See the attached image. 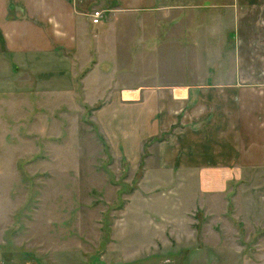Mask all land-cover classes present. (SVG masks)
Returning <instances> with one entry per match:
<instances>
[{"label": "rangeland", "instance_id": "rangeland-1", "mask_svg": "<svg viewBox=\"0 0 264 264\" xmlns=\"http://www.w3.org/2000/svg\"><path fill=\"white\" fill-rule=\"evenodd\" d=\"M70 2L87 19L104 12L91 50L86 39L56 55L0 50V264H190L211 247L244 250L239 206L224 194L210 206L207 191L191 203L196 184L155 181L149 146L134 149L129 124L114 122L121 89L128 102L143 84L201 77L222 34L209 23L163 34L129 12L108 21V1Z\"/></svg>", "mask_w": 264, "mask_h": 264}, {"label": "crops", "instance_id": "crops-1", "mask_svg": "<svg viewBox=\"0 0 264 264\" xmlns=\"http://www.w3.org/2000/svg\"><path fill=\"white\" fill-rule=\"evenodd\" d=\"M103 1L116 6L108 21L129 12L145 24L161 23L163 34H201L203 27L209 30L206 23L222 34L213 56L197 67L201 77L143 84L128 102L121 89L116 102L123 114L114 122L129 124L127 141L134 149L138 142L149 146L151 161L162 166L155 181L196 184L189 190L191 203L207 191L210 206H219L221 194L229 209V199L239 206L248 238L244 250L237 255L238 245H231L225 258L226 249L211 247L205 260L189 253L190 264H264V0H98ZM84 16L70 0H0V32L14 55H56L59 46L81 50L84 39L91 50L88 41L98 38L101 23ZM195 23L201 25L197 30ZM228 32L232 46L225 43ZM177 211L172 215L179 222Z\"/></svg>", "mask_w": 264, "mask_h": 264}, {"label": "built area", "instance_id": "built-area-1", "mask_svg": "<svg viewBox=\"0 0 264 264\" xmlns=\"http://www.w3.org/2000/svg\"><path fill=\"white\" fill-rule=\"evenodd\" d=\"M104 12L101 9L92 10L89 14V19L92 24H99L104 18Z\"/></svg>", "mask_w": 264, "mask_h": 264}, {"label": "trees", "instance_id": "trees-1", "mask_svg": "<svg viewBox=\"0 0 264 264\" xmlns=\"http://www.w3.org/2000/svg\"><path fill=\"white\" fill-rule=\"evenodd\" d=\"M4 45H5V41H4L3 35H2L1 32H0V50H1V51L3 50V52H4V50H5ZM2 47H3V48H2Z\"/></svg>", "mask_w": 264, "mask_h": 264}]
</instances>
